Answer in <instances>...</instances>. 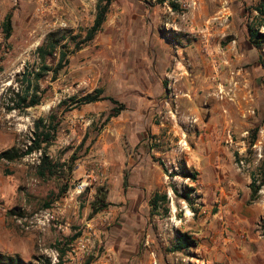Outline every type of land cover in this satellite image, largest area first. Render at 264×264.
Wrapping results in <instances>:
<instances>
[{"label":"rangeland","instance_id":"rangeland-1","mask_svg":"<svg viewBox=\"0 0 264 264\" xmlns=\"http://www.w3.org/2000/svg\"><path fill=\"white\" fill-rule=\"evenodd\" d=\"M129 1V11L121 13L117 5L112 9L109 23L136 17L150 21L146 38L129 39L111 30L104 38L74 52L70 38L81 36L92 25L93 10L84 13L81 25L62 27L56 20L53 0V8L45 14L40 13L38 5L34 11L31 7L29 10L31 0H0V153L13 147L25 148L42 115H53L58 123L56 140L48 150L51 158L68 163L77 152L74 171L66 179L43 180L38 176L43 155L40 152L15 162L0 160V252L19 256L25 264H38L36 259L40 257L56 263L58 249L62 248L67 251L65 264H104L106 255L112 257L109 264H153L154 259L158 264H264V186L258 200L249 204L252 178L261 180L264 168V44L253 46L248 35L249 25L264 34V16L258 12L264 0H179L180 11L172 10L168 2L160 5L157 0H140L142 5L137 6L134 0ZM70 2L72 7L82 3ZM87 3L94 5L89 0ZM8 14H12L13 32L7 40L3 23ZM56 30L68 32L65 42L71 43L69 65L57 80L50 72L34 82L43 93L40 107L12 110L17 93L27 90L24 74L38 72L42 66L37 48L49 32ZM201 55L213 63L201 64ZM59 57V52L49 57L47 65L55 68ZM160 62L172 71L183 72L181 78L191 84H199L198 91H194L191 84L178 88L173 80L176 99L166 112L176 114L178 96H184L191 98L193 106L206 109L203 121L215 115L214 119L224 117L230 122L228 128L220 129L218 138L212 132L219 123L210 122L212 130L204 128L200 132L208 133L211 141L227 149L222 157H226L228 168L222 171V185L213 192L211 207L204 203L206 187L201 178L193 183L182 176L200 161L196 153L188 154L187 166L183 161L170 165L165 159V167L173 175L164 170L158 175L148 168L157 185L139 186L137 152L158 146L186 152L192 144H176L177 138L171 141L164 136L156 143L157 137L150 134L149 142L144 143L146 134L134 144L138 142L135 133L139 124L130 122L134 120L133 108L125 120L122 116L108 120L113 107L109 101L75 105L74 99L97 88L125 102L134 92L125 86L124 79L138 83V73L153 71L161 66ZM206 91L211 92L207 98ZM211 99L221 109L212 111ZM169 114V119L177 122ZM190 115L188 109L182 115L189 129L197 122ZM255 130L259 131L257 141L250 147ZM108 146L115 162L125 153L131 162L118 172L123 173V182L115 176L112 179ZM103 164L106 167L100 170ZM126 172L129 179L125 193ZM65 182L70 189L61 196L60 186ZM81 186L85 190L80 193ZM102 186L109 187V200L115 203L91 221L90 203ZM189 188L194 189L192 202L182 197ZM157 192L166 194L168 201L151 216L149 200ZM125 195V201L117 203ZM103 220L111 226L98 225V235L89 236L88 224ZM77 233L81 235L69 242ZM180 233L189 234L198 246L184 253L169 252ZM83 234L90 239L84 249L79 246Z\"/></svg>","mask_w":264,"mask_h":264},{"label":"crops","instance_id":"crops-1","mask_svg":"<svg viewBox=\"0 0 264 264\" xmlns=\"http://www.w3.org/2000/svg\"><path fill=\"white\" fill-rule=\"evenodd\" d=\"M38 1L39 0H31V3H28L29 10L31 7V11H34L37 5L39 8L40 5ZM81 1V4L77 3V7H72L73 4L70 2V0H53V3L55 4V13H57L58 15V18L56 19L57 22H61L60 25L63 26H67L68 24L77 26L81 25L80 23L85 22L83 19L85 16L84 13L91 9L93 10L94 14L92 16V25L88 28L90 29L93 26L96 18L98 0H89L91 2H94V5L92 6L90 3H87V0ZM134 2L137 6L142 5L140 0H134ZM116 5L120 6L119 8H121L122 10L121 13H124V11L126 10H130L129 0H113L109 15L111 14L112 9ZM109 15L107 21L104 24L103 30L97 35L96 39L104 38V36L107 35V32H110L111 30H115L114 32L117 34L121 33L123 35H126L129 37V39L137 37L146 38L148 27L151 26L150 21L146 22V20L141 19L139 17L133 19L121 18L117 19L114 24H110ZM30 19L31 18L29 17L28 20ZM112 27H115V29H112ZM86 31L84 32L86 33ZM84 32H82L81 34L83 35ZM84 37L85 36H82V38ZM198 60L199 62H201V64H206L207 62L213 63V60L211 61L210 59H206V61L203 55H201ZM160 63L161 66H159L158 68L154 67L153 71H147L144 75L138 73V83L134 82L135 80L130 78L124 79L126 83L125 86L128 87V89L133 90L134 94L133 97L124 100V103L127 106V110L124 111L120 116H122V119L125 120L124 118L126 117L127 113H129L133 108L134 120L132 119L130 122L133 124H139L135 133V136L138 138V142H135L134 144H138L140 140H142L145 136H147L146 134H148L147 139L144 143L149 142V136L153 135L157 137L154 140V142L156 143H160L161 140L159 138L164 136L165 138L171 141L174 140V138H177L179 142L177 141L178 143L176 144L189 142L190 144H192V146L190 147V151L186 152H182L183 150L179 151L180 148H175L174 150H163L161 149L162 147L159 146L155 148L152 147L151 150H149L148 152H144L143 150L137 152L135 155L137 157V163L135 165L136 170L141 174V182L139 186L150 185L151 187H153L154 185H157L156 182H153V180H151L150 174L147 170L148 168L155 170L159 175L164 170L159 162H163L166 165V159L168 160V164L177 165V161H183L184 164L187 166L188 154L196 153L200 157V161H196V163H193V169L198 173V179L201 178L206 187L204 203H208V205L211 207L212 200L215 197L213 192L215 191V189L217 190L219 186L222 185V171L228 168V165L226 163V157H222V152L225 153L227 149L225 147L222 148L220 144H216L215 142L211 141L210 137H208V133H204V135H202L200 132L204 128V130H212L209 128L210 122L215 124L219 123L215 126L213 125L215 127V131L212 132V135H216L218 138V135L220 134V129L228 128L230 122L227 121V119L224 117H219L220 119H214L213 117L215 115H213L210 121H203L202 117L205 115L206 109H202L201 107L198 108L195 105L193 106L191 104V98H186L184 96H178V99L176 101L177 104L175 106L176 114L171 110L169 112H166V109L169 108H166L163 102L167 94L168 84H172L173 80H175V85L178 88L182 85H186V87L188 88L191 83L186 78H181L183 77V72H178L176 70L172 71L167 66H165L164 62ZM191 86L194 91H198V83H196L195 85L191 84ZM209 94H211V92L206 91L204 96L207 98ZM210 105L212 111H217L218 108H220L219 104L214 99H211ZM187 109L188 112H190L191 114L190 116H194L197 120L196 124H194L191 129H189L186 122H184V117L182 118V115H184V112L186 113ZM161 112L164 113V117L162 118L166 119V121L164 120L165 122L161 121V118L159 116V113ZM169 113H172L171 117L175 116L174 119H178L177 122H172L169 119ZM144 143L142 144V146H144ZM109 149L111 150L110 146H108L106 156L111 162L110 174L112 176V179L115 176L117 179H120L123 182V173L119 174L118 172L126 169L131 162L128 163L126 153L124 155H119L118 161L115 162L113 160V152L112 150L111 152H109ZM156 159H158L159 161ZM164 175L166 176V174ZM124 192L126 193V190ZM126 197V195L123 196L120 202L118 201L117 203L125 201ZM109 202V207H112L111 204L115 203L111 200H109ZM122 258L124 257L122 256Z\"/></svg>","mask_w":264,"mask_h":264},{"label":"trees","instance_id":"trees-1","mask_svg":"<svg viewBox=\"0 0 264 264\" xmlns=\"http://www.w3.org/2000/svg\"><path fill=\"white\" fill-rule=\"evenodd\" d=\"M179 0H157V3L163 5L168 2L169 6L174 11H180ZM113 0H98L97 3V12L96 18L93 26L86 31V36L71 37L70 40L74 42L75 48L74 52H77L83 49L85 46L92 43L97 35L103 30L104 24L107 21L108 15L111 11V6ZM260 16H264V5L258 8ZM249 32V41L250 43L260 48L264 44V34H262L259 29H255L252 25L248 26ZM3 31L5 33V38L8 40L12 36L13 24H12V14H8L5 17L3 23ZM69 35L66 30H56L51 31L46 35L45 42L37 48V53L41 60L42 66L38 72H28L24 74V82L27 83V90L25 92L17 93V100L14 105L15 107L12 110L16 109H37L43 103V93L39 92V85H34V82H39L44 78V75L47 73L53 74V79L57 80L60 72L69 65L70 51L69 43L65 42L68 39ZM71 44V43H70ZM59 52L60 57L58 64L55 68H52L47 65V60L49 57L55 56ZM264 67V63H261ZM109 101L113 107L110 113L108 120L113 118H118L124 111L127 110V106L124 102H121L119 99L105 95V90L103 88H97L93 92L87 93L80 98L74 99L75 105L86 106L99 102ZM58 123L56 122V117L50 115L48 118L44 115L40 116L35 123V130L32 133V136L29 139V144L25 148L19 149L13 147L7 149L0 153V160L7 162H15L31 156L35 153H42V158L40 165L38 166L37 174L43 180H52L53 178L60 177L62 179L68 178L74 171L75 161L77 159V152H75L68 163H60L54 161L48 153L49 148L53 145L57 137V128ZM258 130H255L254 136L251 138L249 145L253 147L257 141ZM160 165L163 167L164 171H168L163 162H160ZM173 175V174H172ZM175 175V174H174ZM177 175V174H176ZM182 176L186 179L192 180L195 183L198 180V173L190 169H187L182 172ZM124 185L125 190H128V179L129 172H126L124 176ZM264 186V168L261 170V180L257 178H252V183L250 184L251 195L249 204H252L258 200L260 196V191ZM70 189V184L65 182L60 186V195L62 196ZM194 191L193 188H189L188 193L182 196L186 201L192 202L191 194ZM174 192L177 193L176 190ZM110 189L108 186L98 187L94 194L93 200L90 203L91 212L89 214V219H94L100 212L104 211L110 206ZM168 196L166 194H160L159 192L155 193L150 200L151 212L150 215L154 216L157 214L158 210L162 207V204L167 203ZM51 204H47V207H50ZM169 212L168 209L165 210ZM264 227V218L262 220ZM81 233L75 234L69 242L77 239ZM66 245V242H65ZM198 242L193 239L189 234L180 233L176 239V243L169 248V252L172 253H184L189 251L193 247H197ZM59 258L58 262L53 263L49 258H37L38 264H65L63 261L67 251L58 249ZM0 264H25L24 260L19 256L6 255L0 252Z\"/></svg>","mask_w":264,"mask_h":264},{"label":"built area","instance_id":"built-area-1","mask_svg":"<svg viewBox=\"0 0 264 264\" xmlns=\"http://www.w3.org/2000/svg\"><path fill=\"white\" fill-rule=\"evenodd\" d=\"M38 2H39V5H40L39 6V11H40L41 14H45L50 9L53 8L52 0H39ZM62 27H64V26L62 25ZM175 97L176 96H175V93H174L173 83L172 84H168V86H167V94H166L164 102H163L166 108H170L171 107V104L175 102V99H176ZM159 116L161 118V121L163 122V118L162 117L164 116V114L161 112V113H159ZM241 164L242 165L244 164L243 161H241ZM105 167H106V164H103L102 166H100V170H103ZM167 170H168V168H167ZM168 172H169L170 175H172V171L169 170ZM196 182H198V180ZM84 187L85 186H81V190H79L80 193L85 190ZM92 220H94V219H92ZM98 225H105L108 228V227L111 226V223L109 221H107V220H103L102 222H98L96 224H94L93 222H90L88 224L89 230L87 231V234L89 236H97L98 235L97 231L100 230V227ZM85 235H86V233H85ZM85 235L83 234V236L80 238V241H79L80 242L79 246H81V248H83V249L87 247L86 243L90 241V239L88 237L86 238ZM81 248L79 247V249H81ZM111 260H112L111 255H106V259L104 261V264H109L111 262ZM153 264H158L157 260L154 259Z\"/></svg>","mask_w":264,"mask_h":264}]
</instances>
